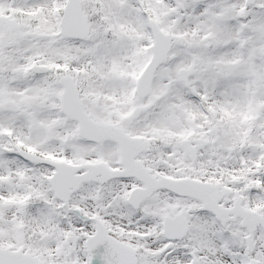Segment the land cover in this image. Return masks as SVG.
Wrapping results in <instances>:
<instances>
[{"label": "snow or ice", "instance_id": "snow-or-ice-1", "mask_svg": "<svg viewBox=\"0 0 264 264\" xmlns=\"http://www.w3.org/2000/svg\"><path fill=\"white\" fill-rule=\"evenodd\" d=\"M0 264H264V0H0Z\"/></svg>", "mask_w": 264, "mask_h": 264}]
</instances>
